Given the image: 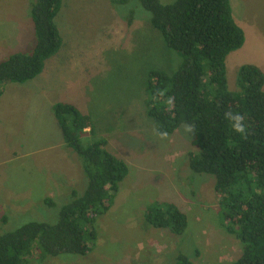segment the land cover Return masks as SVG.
Wrapping results in <instances>:
<instances>
[{
	"label": "rangeland",
	"instance_id": "obj_1",
	"mask_svg": "<svg viewBox=\"0 0 264 264\" xmlns=\"http://www.w3.org/2000/svg\"><path fill=\"white\" fill-rule=\"evenodd\" d=\"M31 1L0 0V63L33 53ZM139 2L63 0L56 18L63 38L59 53L35 79L0 87V235L31 222L57 223L71 191L83 196L87 189L85 162L65 142L56 104L74 105L90 117L93 134L82 138L84 146L104 140L106 150L129 168L112 208L98 221L90 254L31 264H175L181 255L195 264H230L242 254L240 241L225 230L214 177L189 168L197 152L193 129L182 125L162 136L147 115L149 73H172L182 58L145 22L142 14L149 21L151 15L137 9ZM230 3L246 37L226 60L229 90L240 92L242 67L264 73V0ZM155 202L175 203L187 214L183 235L146 223Z\"/></svg>",
	"mask_w": 264,
	"mask_h": 264
},
{
	"label": "trees",
	"instance_id": "obj_2",
	"mask_svg": "<svg viewBox=\"0 0 264 264\" xmlns=\"http://www.w3.org/2000/svg\"><path fill=\"white\" fill-rule=\"evenodd\" d=\"M62 5L63 0L31 1L34 51L16 53L0 63V87L35 79L46 61L59 53L63 38L56 18ZM142 8L151 15L149 21L142 14L145 22L182 58L172 73H149L147 115L158 134L191 126L197 152L191 154L189 168L214 177L225 230L242 244V254L230 264H264V73L246 65L239 74L240 92L229 90L226 60L246 42L230 0H176L172 4L140 0L137 9ZM226 113L242 116L245 131H235ZM54 117L68 147L85 162L87 189L83 196L71 191L72 201L63 207L57 223L31 222L0 235V264L90 254L98 240V221L112 208L129 174L127 164L106 150L104 140L82 144L93 129L90 117L76 106L58 103ZM46 203L52 206L54 201L47 198ZM145 221L178 236L188 227L187 214L170 202H155L146 211ZM177 259L175 264H195L184 255Z\"/></svg>",
	"mask_w": 264,
	"mask_h": 264
},
{
	"label": "clouds",
	"instance_id": "obj_3",
	"mask_svg": "<svg viewBox=\"0 0 264 264\" xmlns=\"http://www.w3.org/2000/svg\"><path fill=\"white\" fill-rule=\"evenodd\" d=\"M226 118L229 119L231 122H232V127L235 131L237 132H244L245 129H244V126L242 124V121H243V117L240 116V115H233L231 113H226ZM187 131H191V126H188ZM161 135H166V133H161Z\"/></svg>",
	"mask_w": 264,
	"mask_h": 264
}]
</instances>
